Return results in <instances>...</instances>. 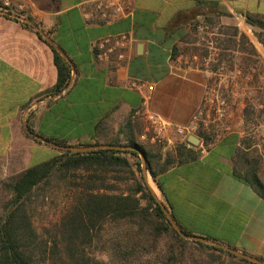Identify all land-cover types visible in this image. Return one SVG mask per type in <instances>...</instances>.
I'll return each instance as SVG.
<instances>
[{"label": "crops", "instance_id": "0c3cea01", "mask_svg": "<svg viewBox=\"0 0 264 264\" xmlns=\"http://www.w3.org/2000/svg\"><path fill=\"white\" fill-rule=\"evenodd\" d=\"M19 1L26 24L0 15V181L54 158L47 140L80 148L138 141L142 113L188 126L209 73L173 53L196 20L216 18L215 5L229 15L219 20L234 21L261 53L244 15L264 18V0H132L131 15L109 21L93 12L95 0ZM120 36L122 48L115 47ZM53 51L70 68L60 93ZM187 138L168 131L162 145L142 143L152 154L159 147L161 163L165 152L173 161L156 176L161 192L152 181L157 201L191 236L264 261V201L233 175L241 137H223L202 156L201 140L193 147ZM185 143L194 159L179 164L174 149Z\"/></svg>", "mask_w": 264, "mask_h": 264}, {"label": "trees", "instance_id": "16d2710c", "mask_svg": "<svg viewBox=\"0 0 264 264\" xmlns=\"http://www.w3.org/2000/svg\"><path fill=\"white\" fill-rule=\"evenodd\" d=\"M214 9L216 21L229 16L217 5ZM204 19L206 24H216L212 18ZM244 19L259 30L255 36L264 47V18L246 14ZM220 28L226 32L219 34L227 35L229 44L234 45L238 37L255 55L247 37L236 27ZM173 54L177 56L176 49ZM53 56L55 93H60L69 84L70 68L55 51ZM219 65L220 61L210 71L215 73ZM257 110L247 101L243 120L246 122ZM258 112H264V107ZM197 137L203 141L200 132ZM46 142L60 153L0 181V264H184L190 245L214 252L203 264H264L261 259L250 261L218 246L178 235L144 177L145 171L161 192L156 176L171 166L169 155L161 163L162 154H152L130 137L107 145L137 149L145 157L143 171L139 153L134 151L72 153L62 149L70 147L66 143ZM186 145L175 146L173 158L179 164L194 159ZM263 157L256 145L241 139L233 175L264 201ZM188 256L193 264L194 258Z\"/></svg>", "mask_w": 264, "mask_h": 264}, {"label": "rangeland", "instance_id": "374dc122", "mask_svg": "<svg viewBox=\"0 0 264 264\" xmlns=\"http://www.w3.org/2000/svg\"><path fill=\"white\" fill-rule=\"evenodd\" d=\"M212 21L216 24H206L205 19L202 18L196 20L189 36L176 49L177 57H181L182 61L194 62V65L209 73L207 91L197 116L194 136L197 137L200 132L203 135V141L212 143L229 135H238L251 145H256L264 155V112H258L264 107L262 106L264 105V47L261 45V53L255 51L253 55L250 52L251 49L243 46L238 37L235 44L231 45L227 42L228 36H222L219 33L226 32L220 27H236L234 21L229 19L216 21V18ZM258 32L259 30L253 29L248 35L251 39L257 40L255 35ZM219 61L217 71L211 72L210 69ZM247 101L253 103L258 110L245 122L243 109ZM139 143L142 145L141 142ZM157 153L162 154L159 147H156L153 152V154ZM168 154L165 152L163 155ZM144 167L145 164L141 160L143 171ZM261 171L264 177V157ZM144 177L147 187L156 198V189L145 171ZM110 183L122 188V185ZM150 187L153 188V192ZM50 219L54 220L53 217ZM212 253L214 252L190 245L184 264H192L188 262V255L194 258L193 264H203ZM234 254L241 257L237 253Z\"/></svg>", "mask_w": 264, "mask_h": 264}, {"label": "built area", "instance_id": "2783aa9c", "mask_svg": "<svg viewBox=\"0 0 264 264\" xmlns=\"http://www.w3.org/2000/svg\"><path fill=\"white\" fill-rule=\"evenodd\" d=\"M93 12L104 21L115 20L131 15L133 10L132 0H95L93 1ZM0 15L3 17L15 19L22 24L28 22V17L25 12L23 4L19 0H0ZM127 39L124 36L118 37L115 41V47H124ZM103 55H99L101 58ZM121 57V56H120ZM137 85L133 84L135 88ZM152 89V88H150ZM197 115L193 118L192 122L185 127H174L164 119L149 113H142L145 127L139 136V142L161 144L165 138V133L172 131L174 135L179 138L185 139L191 135L197 128ZM217 141L212 143H205L201 141L198 147V154L200 156L208 152V150L216 144Z\"/></svg>", "mask_w": 264, "mask_h": 264}, {"label": "water", "instance_id": "95a60500", "mask_svg": "<svg viewBox=\"0 0 264 264\" xmlns=\"http://www.w3.org/2000/svg\"><path fill=\"white\" fill-rule=\"evenodd\" d=\"M187 143L193 147H197L200 143V140L198 137L196 136H189L187 138ZM63 150L65 151H70L72 153H86V152H90V151H95V150H106V149H117V150H129V151H134V152H137L139 153V157L141 158L142 162L145 164V157L143 156L142 153L138 152L137 149L135 148H127V147H112V146H92V147H81V148H77V147H66V148H62ZM145 168V167H144ZM170 223H171V226L173 227V229L178 233V235L180 237H182L183 239H186V240H189V241H194V242H200V243H204V244H209V245H212V246H218L224 250H227V251H230L232 253H234L231 249L229 248H225V247H222L221 245L211 241V240H208V239H204V238H199V237H194V236H187L185 235L181 229L177 226V224L173 221V219L170 217V216H167ZM243 258L245 259H248L250 261H254L256 262L255 259L253 258H250V257H245V256H242Z\"/></svg>", "mask_w": 264, "mask_h": 264}]
</instances>
